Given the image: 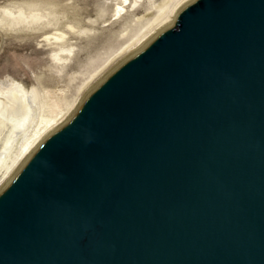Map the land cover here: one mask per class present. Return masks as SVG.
Returning <instances> with one entry per match:
<instances>
[{
	"label": "water",
	"instance_id": "1",
	"mask_svg": "<svg viewBox=\"0 0 264 264\" xmlns=\"http://www.w3.org/2000/svg\"><path fill=\"white\" fill-rule=\"evenodd\" d=\"M0 264H264V0H199L0 195Z\"/></svg>",
	"mask_w": 264,
	"mask_h": 264
},
{
	"label": "rangeland",
	"instance_id": "2",
	"mask_svg": "<svg viewBox=\"0 0 264 264\" xmlns=\"http://www.w3.org/2000/svg\"><path fill=\"white\" fill-rule=\"evenodd\" d=\"M174 1L178 0H0V84L14 82L24 89L26 97L18 100L21 108L14 118L26 114L28 119L15 130V121L0 126V152L10 140L8 161L44 126L49 130L61 114L77 111L64 121L67 125L133 58L116 54L147 33L160 8Z\"/></svg>",
	"mask_w": 264,
	"mask_h": 264
},
{
	"label": "bare ground",
	"instance_id": "3",
	"mask_svg": "<svg viewBox=\"0 0 264 264\" xmlns=\"http://www.w3.org/2000/svg\"><path fill=\"white\" fill-rule=\"evenodd\" d=\"M198 1L199 0H178V1H174L173 5L170 2L165 3L163 5V3H164L163 2L162 3L163 6L160 8L161 14L159 15L157 20L155 19V23H154L155 25L151 26V29L149 28L147 33H145L144 35L141 33L142 32L141 31L140 33L143 36L141 38H139L137 41L135 40L136 42L131 44L129 47L127 46V49L122 50V53H120L118 55L116 54L115 57L119 58L123 54L130 55L129 57H135V56L139 55L142 51H144L147 47H149L150 44L153 43V41H155L163 32L168 30L177 21V19H179L180 15L188 7L197 3ZM6 12L9 13L8 11H6ZM10 14H12V13H10ZM22 16H23V14H22ZM36 18H38V16H32V19H36ZM152 22H153V20H152ZM144 32H146V31H144ZM138 35H136V36H138ZM106 67L107 66H105L103 69H105ZM103 69H101V70H103ZM0 85H1L0 86V126L6 125L7 121L13 122V124L15 121L16 124L14 125L13 129L15 130L17 128H21L22 126H24V124L28 120L27 117H25L26 114L21 119L18 118V120H15L14 116H15V114L18 113V108H21L17 105V102L21 98L25 99L26 92L24 91V89L19 84L14 83V82L9 83V84L3 83ZM79 107H78V109H79ZM69 112L66 114H64V113L61 114V117L59 119L55 120L54 123L50 125L49 130H48V126H44L42 131L35 134V138L32 137V138L28 139L22 145L21 151L10 161H8V159H9L8 157H9V153H10V149L8 148V146L10 144V140H8L7 143L5 142V146L2 144L1 151H2V149H3V151L0 152V172H2V179H1L2 181H0V186H1L0 192L3 189H5L8 185L10 186V184L16 179L18 174L22 171V169L25 167L27 162L33 157V155L37 152V150L43 145V143L52 134L61 130L64 127L63 126L65 124L64 121L65 122L69 121L71 119V117H73L74 113L77 111H75L73 113H71V111H69ZM8 124H10V123H8ZM3 128L5 129L6 126ZM12 132H13V130H12ZM23 154H26V156L24 159H22L20 161V158L23 156Z\"/></svg>",
	"mask_w": 264,
	"mask_h": 264
}]
</instances>
